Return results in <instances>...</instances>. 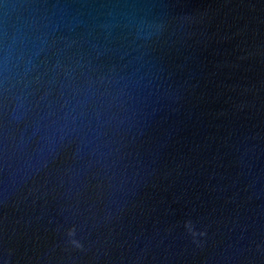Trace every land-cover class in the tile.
<instances>
[{
    "label": "water",
    "instance_id": "obj_1",
    "mask_svg": "<svg viewBox=\"0 0 264 264\" xmlns=\"http://www.w3.org/2000/svg\"><path fill=\"white\" fill-rule=\"evenodd\" d=\"M0 264H264V0H0Z\"/></svg>",
    "mask_w": 264,
    "mask_h": 264
}]
</instances>
